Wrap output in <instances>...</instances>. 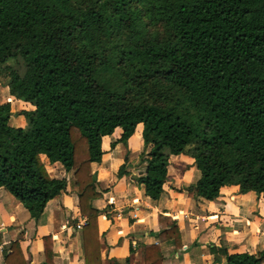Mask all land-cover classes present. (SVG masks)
<instances>
[{
  "label": "trees",
  "instance_id": "obj_1",
  "mask_svg": "<svg viewBox=\"0 0 264 264\" xmlns=\"http://www.w3.org/2000/svg\"><path fill=\"white\" fill-rule=\"evenodd\" d=\"M0 83L34 105L14 126L10 102H0V187L37 218L67 184L41 154L72 170L87 264L100 263L91 164L116 127L126 142L143 124L150 149L135 180L152 199L181 152L200 171L186 186L196 198L215 199L228 184L264 196V0H0ZM158 225L159 241L180 244L173 218L159 214ZM50 240L44 264L53 263ZM210 250L224 264L264 262V249ZM144 259L162 264L160 244L146 245Z\"/></svg>",
  "mask_w": 264,
  "mask_h": 264
},
{
  "label": "crops",
  "instance_id": "obj_2",
  "mask_svg": "<svg viewBox=\"0 0 264 264\" xmlns=\"http://www.w3.org/2000/svg\"><path fill=\"white\" fill-rule=\"evenodd\" d=\"M0 102H10L9 121L14 126L26 123L19 110L34 108L29 101L11 95L4 84H0ZM142 128L139 122L126 142L118 141L121 127L103 135L101 160L91 164L102 192L92 201L99 209V264H145V246L153 243L160 244L162 264H224L225 255L215 260L212 245H223L228 252L253 253L264 249L263 194L254 190L241 192L238 184H228L221 187L215 199L196 198L186 186L200 177V171L187 153L170 154L161 195L157 199L146 195L144 185L135 180L145 169L141 153L145 155L150 149L143 143ZM41 159L52 177L66 179V187L47 201L37 218L0 187V264H18L22 260L26 264H44L45 235L51 236L52 264H87L82 227L74 226L86 216L80 213L73 171L60 161L51 162L44 153ZM123 163L125 173L118 176ZM159 214L176 221L179 245L174 238L159 241L155 235Z\"/></svg>",
  "mask_w": 264,
  "mask_h": 264
},
{
  "label": "built area",
  "instance_id": "obj_3",
  "mask_svg": "<svg viewBox=\"0 0 264 264\" xmlns=\"http://www.w3.org/2000/svg\"><path fill=\"white\" fill-rule=\"evenodd\" d=\"M85 220H86V218H81V219H79V220L74 224L75 228H76V229L81 228L82 225L85 223Z\"/></svg>",
  "mask_w": 264,
  "mask_h": 264
},
{
  "label": "rangeland",
  "instance_id": "obj_4",
  "mask_svg": "<svg viewBox=\"0 0 264 264\" xmlns=\"http://www.w3.org/2000/svg\"><path fill=\"white\" fill-rule=\"evenodd\" d=\"M0 84H2V83H0Z\"/></svg>",
  "mask_w": 264,
  "mask_h": 264
}]
</instances>
